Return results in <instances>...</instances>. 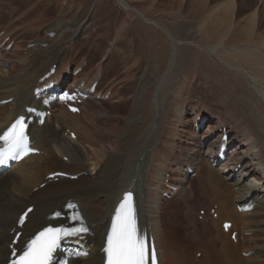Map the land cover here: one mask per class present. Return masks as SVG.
Wrapping results in <instances>:
<instances>
[{
    "label": "bare ground",
    "instance_id": "bare-ground-1",
    "mask_svg": "<svg viewBox=\"0 0 264 264\" xmlns=\"http://www.w3.org/2000/svg\"><path fill=\"white\" fill-rule=\"evenodd\" d=\"M19 1L21 0H0V10L5 9L6 6L8 8L9 3L12 7L13 3L11 2L19 4ZM98 1L102 0H96L90 9L94 8L97 11L96 2ZM113 1L123 10L133 12L136 17L140 18H138L139 20L150 24L146 28H135L133 33L128 32L133 35L131 41L128 40L129 35L124 36L125 31L122 33V37L120 33L117 37L118 39H127L117 42L119 45L117 50L122 48L124 43H127L130 48L128 55L125 56L124 64L120 68L125 66L122 81L134 83V86L130 83V86L134 88L130 98L134 101L131 106L137 104V110L125 118L118 130L113 131L114 137L112 135L108 137L112 134L111 131H108L109 122L104 123L105 126L102 127L105 138L99 137L102 136L100 125L89 118L91 114L86 112L83 105H79V113H70L66 108L56 107L55 104L50 107L51 112L43 124L36 125L35 121L28 123L29 140L40 149V153L14 163L10 169L0 167V264L8 262L9 242L13 234L20 229L17 227V220L26 206L33 204L34 209L28 214L23 224L22 234L17 244L20 250H23L26 242L45 226L71 225L68 217L73 210L67 207L69 203L76 205V210L79 211L85 224L89 227V232L82 234L78 242L76 238L62 241L56 255L68 258L67 264H105L106 256L103 248L106 243L107 231L111 227V217L124 194L128 192H131L134 197L138 227L141 233L147 234L150 247L154 246L157 249V256L161 260V264H185L186 258L183 259V256L187 254L186 250L178 249L177 245L173 246V236L176 231L172 232L168 223V226H165L162 219L164 217L159 218L160 201H164L161 193L165 190V174L176 172L175 169L165 168L164 164L156 159V155H159L160 152L158 146H161L162 142L159 137L164 128L163 119L170 109L174 111L176 125L170 129L172 140L171 145L168 144V146L173 148L176 143L174 139L195 143L199 152L206 147L205 155L211 159L210 164H206L207 167L196 168L195 175L198 180L197 189H200L199 196L203 194L210 197L220 211L219 214L215 211L217 217L212 218V229L205 227L204 232H200L196 230L195 226L191 235L192 239L197 242L203 240L199 243L204 254L201 264H204L208 257L210 258L208 259L209 264H264V0L261 1L259 8L256 9V4H254L252 13L245 14L244 21L248 23H244L241 31L232 21L236 9L234 0H221L220 4L210 7L213 13L214 32L218 37L217 41H219L214 45H195L191 41H182L174 35L173 30L163 27L164 24L161 25V22L158 23L155 19L142 15L139 9L132 7L124 0ZM26 2L27 5H32L34 0H26L25 4ZM104 3L105 6L101 8L100 14L111 9L106 2ZM206 3L207 1L204 0L201 8H204ZM249 3L252 2L249 1ZM23 9L21 12L27 11L24 6ZM5 10L0 16V24L5 25L6 32L4 34L6 35L14 28L12 24L20 20V16L12 9L6 12ZM10 13L14 22L7 15ZM38 13L40 14V12ZM38 13H33V16H38ZM34 19L29 23L33 24ZM44 22L47 23L48 20ZM59 22L62 23V21ZM255 22L258 24L255 25ZM227 23L229 24L227 25ZM80 25L73 23L65 29L67 35L54 36L57 38V41L53 39L56 45H51L49 50L55 55L53 54L54 56L47 61L45 58L48 56L43 54L46 48L39 49V46L43 41L47 42V38L51 37V33L59 26H53L51 20L43 31L47 35L33 37L31 40L33 48L25 52L20 45L15 43L10 51L0 52V133L20 116H24L27 120V117L32 114L27 113L25 108L30 105L41 107L45 90L50 89L54 81L63 80L71 75L68 73L67 42L82 32ZM110 26L112 28V25ZM11 27L13 28L11 29ZM260 27L261 29H259ZM111 28H106V31L108 32ZM20 31L22 32V29ZM257 31L258 33H256ZM59 38L61 43H59ZM139 39L147 40L145 43L147 49ZM232 39L235 40L232 41ZM46 45L48 44L46 43ZM1 47L3 44L0 42ZM178 54H180L178 58L194 55L195 64L200 65V69L204 67L210 69L208 74L209 72L212 74L209 76H213L220 84L218 95L223 94V97H219L221 100L215 96L213 101L225 104L221 105L225 107L228 104L227 99H230L242 112H245L244 116H247L248 120L242 121V118H239V123L238 121L228 123L227 115L212 111L206 107L205 103L185 104V101L192 96V91L188 89L187 83L190 84V82L187 78L184 79V83H186L183 86L174 83L176 78L182 77L181 74H186L188 70L187 60H178ZM146 55L150 60L157 62L156 64L165 65L164 72L161 75H156L158 78L153 82L154 85L148 89L142 82L148 71V62H142ZM52 59L58 61L56 68L41 81L40 78L50 70ZM175 65L177 68L172 71L174 78L169 79V75L172 73L171 68ZM202 72H205L204 69ZM106 75L103 72V79ZM74 80L73 75L71 85H77V81ZM182 87L185 89L181 90ZM81 89L91 95L88 99L95 97L90 92V86H83ZM109 90H106L104 97L109 94ZM165 90L169 95L170 91L173 92V97L170 99L165 97L167 101L162 99ZM187 106H190L188 116H192L189 119L184 117ZM107 115L111 114L105 112L104 116ZM230 115L232 114L230 113ZM154 116H156L157 123L149 127L150 147L148 142V145H139L134 138L136 127L133 124L139 120H148L149 117L151 122ZM158 117H161L162 121ZM105 119L104 121H107L108 116ZM129 124L131 127L127 131ZM183 124L193 126L192 131L187 132L186 136L180 134L183 128L179 126ZM198 127L200 129L206 127L201 136L195 132ZM66 131L68 132L66 133ZM230 131L233 132V135L228 139ZM70 132L75 133L76 137H70ZM95 132L97 135L93 136ZM55 144L57 147L54 146ZM107 144L109 145L106 146ZM92 146L96 147L94 152L90 150V147L93 148ZM242 146L244 148L241 151ZM186 147L184 146V148ZM230 147H233V150L229 151ZM130 148H134V154L129 150ZM118 149H124L129 154L126 157L125 152L120 150L122 153L120 154L117 152ZM64 156L67 161L62 160ZM119 158H126L129 162L121 173H117L120 167ZM140 158L143 167L142 171L138 172L139 169L136 168ZM132 168L136 169V172L131 171ZM55 172L80 175L74 180L63 177H59L57 180L48 178ZM223 174L224 176H222ZM169 175L174 181L175 177L171 173ZM42 183L45 185L41 186ZM170 183L174 184L171 181ZM231 196L235 202L239 203V207L245 206L246 208L242 215L243 220L248 221V225L242 224L247 227L243 231L252 232L250 238L242 237V241H240V235L237 234L235 243H232L233 241L230 239L231 232L237 229L233 214L241 215V211L239 207L232 206ZM191 211L193 208L190 206L182 213H180V207L173 209L174 214L179 212L189 220H191ZM56 212H60L61 215L56 217ZM199 215L198 212L197 216ZM207 215L204 219L207 218ZM251 217L255 219L250 220L253 219ZM168 219L165 220L168 221ZM225 220L232 222V228L228 232L223 231L221 226ZM258 235L259 238L256 240L254 237ZM253 239L256 240L255 242L261 241L262 244L255 247L258 249V256L254 258L241 257L242 252L252 249L250 245H252L251 240ZM165 241L167 242L165 243ZM75 251H83L87 255H70V252Z\"/></svg>",
    "mask_w": 264,
    "mask_h": 264
},
{
    "label": "rangeland",
    "instance_id": "rangeland-1",
    "mask_svg": "<svg viewBox=\"0 0 264 264\" xmlns=\"http://www.w3.org/2000/svg\"><path fill=\"white\" fill-rule=\"evenodd\" d=\"M25 1L26 0L19 1V4L16 2H11L13 3L12 4L14 6V7L12 6L13 8L11 7L10 3H9L8 8L7 6L5 7L6 10L3 8L5 12L7 10L10 11L11 9L14 10L20 16V20L14 22L15 20H13L12 14L11 13L7 14L9 15V17L12 18L11 20L14 22L12 26L14 28L11 27V29L12 28L13 29L10 31V33H7L6 35L4 34L6 32V29L4 27L5 25L0 24V31H1L0 32V42L1 44H3V47L0 48V52L2 53V51H10L13 48V44L15 43L20 45L22 47V50L24 49L25 52L33 48V42H31V40L33 39V37H38L40 35H47L43 31L45 30V28L48 27L49 20H51V23L53 26L55 25H59V26H57V28L54 29V32L51 33V37L47 38L46 40L47 42L43 41L39 46L40 47L39 49H41V47L42 49L46 48L47 53L45 50L43 51V54L48 56L45 58V61H47L55 55L54 53H50L51 51L49 50L51 45H53L54 42L57 41L56 40L57 38H55L54 36H57L59 34L67 35V32L65 31V29L69 28V25L73 23H78V25L81 24L80 26L82 27V32L78 36H75L74 38L72 37L70 41L67 42L68 52H69V59H67L68 67H69L68 73L71 74L67 78L69 81V84H67V86L68 85L72 86L71 80L73 78V75L75 79L79 81L78 84H82V82H86V81L87 83H89V81L91 82L93 81L92 90L95 93H93L92 91L90 92L93 95H95V97L92 99H88L90 96L89 97L87 95L81 96V98L83 99L81 104L86 108V112L88 114L89 113L91 114L89 118L100 125L99 129L101 131L102 136H99V137L105 138V136H103L105 135L104 128L102 127L105 126L104 123H108V122L110 123L108 131L112 132V134H110L108 137H110L111 135L114 137L113 131L118 130V128L123 124V121L125 120V118L130 113H134L135 110H137V104L131 106V103L134 102L130 98V96L132 95V91L134 90V88L130 86V83L132 82L122 81V76L124 75L123 73L125 72V66L120 68L121 65L124 64L125 56L128 55L129 53L128 50L130 48H128L127 43L126 44L124 43L123 44V47L125 45L124 49L122 47L119 50H117L116 48L119 46L117 42L127 40L125 38L118 39L117 37H119V33L121 34L120 36L122 37V33H124L125 31L124 36L127 37V35H129L128 40L131 41V39L133 38V35L128 34V32L133 33V31H135V28H146V27H149L150 24L145 23L142 20H139L140 18L136 17L133 14V12L123 10L120 6L114 3L113 0H102V1L96 2L97 11L94 8L90 9L92 4L96 0H48V1L47 0H34L32 5L28 4L29 6L27 5V2L25 4ZM124 1L130 4L134 8L137 7V9L141 11L142 15L148 16V18L150 19H155L156 21H158V23L161 22L160 23L161 25L164 24L163 27L165 28L168 27L170 28L169 30L171 31L173 30L174 35L182 39V41H185V40H187L188 42L191 41L195 45H202V44L203 45L205 44L214 45L216 44V42L217 43L219 42L217 41L218 37L216 36L214 32L215 30H214V26L212 22L213 13L211 12L210 7L216 6L219 2H221V0H206L207 3L204 8H201L203 7L202 4L204 3V0H154V1L153 0H124ZM152 1H153V4H151ZM249 1H251L252 3H249ZM261 1L263 0H234V2L236 3L235 5L236 9L234 10L235 13L233 14L232 21H234L233 23L238 26V29H240V31L242 30L241 27L244 25V23H248L244 20L246 19V15L252 13V11L254 10V8L252 9V7H254L253 5L256 4L255 6L257 9L260 7ZM104 2H106L107 6H109L111 9L107 10L106 12H103L104 14L103 13L100 14L101 8L105 6ZM23 6L26 7L25 10L27 11L21 12V10H24ZM3 9L0 10V16L3 14V11H4ZM38 12H40V14ZM33 13H38L39 15L33 16ZM25 14L27 15L25 16ZM32 19H34L35 23L33 22V24H30L29 22ZM46 20H48L47 23L44 22ZM59 21H62V23H60ZM256 23L258 24V22H255V25ZM18 24L21 26H19ZM27 24L30 26H28ZM228 24L229 23H227V25ZM31 25H33L34 28ZM110 25H112V28ZM106 28L107 29L111 28L112 31L109 30L107 32ZM21 29H22V32L20 31ZM259 29H261V27ZM116 31L118 32L116 33ZM258 31L256 33H258ZM4 37H7V39H4ZM11 38L13 39L12 41H11ZM53 39L55 41H53ZM233 40L235 39H232V41ZM139 41L142 43L144 48L147 49V47L145 46V43L147 42V40L139 39ZM61 42L62 41L59 38V43ZM228 42L230 43V41ZM46 43L48 45H46ZM35 52H37V50H35ZM48 52H49V55H48ZM150 55H153V54H150ZM179 55L180 54L177 55V58ZM178 60H183V61L187 60L186 67H188V70L186 71V74H183V73L181 74L182 77L176 78V81L174 83L176 85L183 86L186 83V82L184 83L185 81L184 79L187 78V80H189L190 82V84L187 83V86L189 85L188 89L189 90L191 89L190 91H192V96L189 97V99L185 101V104L192 105V104H201V103L204 104L205 103L206 107L210 108L212 111H215L218 113L222 112V115H227L228 123L229 122L234 123V121H238L239 123L240 122L239 118H242V121L248 120V117L244 116L245 112H242L241 109L237 107L236 105H234L235 103L231 101L230 99L226 98L228 101V104L225 107L221 106L225 104H220V103H216L213 101L215 96L216 97L218 96L217 98L223 97V94L221 93L220 94L222 96L220 94L218 95L219 93L218 89H219L220 84L217 83V80L213 76H209V74L210 75L212 74V72H209L208 74V71L210 69H206L204 67L203 69L205 72H202L203 69H200V65L195 64L196 59L194 55L187 56V57L183 56L182 58H178ZM52 61H53L52 65L58 64L57 63L58 61L56 62V60L54 59H52ZM142 62H148V71L142 80L144 87L148 89L151 85H154L153 82L156 81V79L158 78L156 75L157 74L161 75L164 72L165 65L156 64L157 62L150 60V58L147 55L142 59ZM130 65H132V63H130ZM176 68H177L176 65L172 66L171 72L175 71ZM103 72L107 74L106 77H104V79L102 76ZM173 73L174 72H172L171 75H169L170 77L169 79L173 77ZM137 82H138V78H137ZM171 82L173 83L172 80ZM133 84L134 83H132V85ZM107 89H110L109 94H107L106 97H104ZM184 89L185 87L181 88V90H184ZM169 93L170 95L171 94L172 95L170 96L168 92L166 91L162 99L167 101L165 97H168V99L173 97V92L170 91ZM201 97L203 98L201 99ZM61 106L63 105L61 104L56 105V107H61ZM189 111H190V106H187L186 111L184 113L185 119H189L190 117H192L191 115L188 116ZM105 112L111 114V115H107L108 116L107 121H104L106 120L105 118L107 117V116H104ZM230 113L232 115H230ZM158 118L160 121H162L161 117H158ZM149 122H150V117L148 120H143V121L139 120L133 124L136 127V129H134L135 131L134 138L135 140H137L139 145H148L149 143V147H150L151 140H150V134H149V130H150L149 127L157 123L156 116L153 117L150 123ZM209 123L211 124L212 122H209ZM209 123L208 125H210ZM163 125H164V128L159 137L162 141L161 146H158V148L160 147V152H159V155H156V159L160 160L164 164L165 168L168 167L169 169H175L176 172L175 173L172 172V175L174 177L176 176L174 178L175 180L174 181L172 179L170 180L174 182V184L180 186V192L176 194L175 196H173L171 199H168L166 201H162V200L160 201L161 210L159 213V218L161 219L162 217H164L162 219H163V223L165 224V226H168L169 224L172 228V232L176 231L175 235L173 236V246L177 245L178 249L182 248L186 250L187 254L183 256V259L186 258L185 264H188V263L189 264H201L202 261L204 260V254H203V250L199 246V243L202 242L203 240L201 239L197 242L196 240L192 239L191 235L194 231L195 226L197 227L196 230H199L200 232H204L203 230L205 227L212 229L213 228L211 224L212 215L208 210L210 208L214 209L216 207V212L218 214L220 213V211H218V206L214 203L213 200H211L210 197L204 196L203 194L199 196L200 189H197L198 180L196 179L195 175H196V168L202 169V168H205L203 166L207 167L206 164L207 163L210 164L211 159L209 156L205 155L206 147L202 148L201 151L199 152L197 147L195 146V143L192 144V143L184 142L183 140L177 141V139H174V142L176 143L173 146V148H171V146L170 147L168 146V144L171 145V140H172V136L170 135L171 134L170 129L176 125L173 109L172 110L170 109L166 117L163 119ZM130 127H131V124L128 125L127 131ZM179 127L183 128L182 132L180 133V134H184L183 136H186L187 132L190 133L193 128V126H188L187 124L180 125ZM205 130H206V127H204L203 129H200L198 127L195 129V132L197 135L201 136L203 134V131ZM96 135H97L96 132L93 133V136H96ZM232 135H233V132L230 131V135L228 139L231 138ZM183 136H181V138ZM108 145L109 144H107L106 146ZM54 146L57 147V144H55ZM184 146H187V147L184 148ZM92 147L93 148L90 147V150L94 152L93 150L96 149V147L94 146ZM137 147H134V148H137ZM86 148H89V146H86ZM243 148L244 146H242L240 150L242 151ZM133 149L130 148L129 150L133 153ZM118 150L117 152H119L120 154H122L121 151H124L126 157L129 154V152H127L124 149H120L121 151L120 150L118 151ZM226 150H227V147H226ZM228 150L229 151L233 150V147H230ZM138 153H135V154H138ZM62 160L67 161V158L64 156ZM126 161H127L126 158H119L118 163L120 167L117 173H121L122 171L125 170V167L129 163L128 161L127 162ZM137 166L138 167L136 169L137 170L139 169L138 172H141L142 167H143L141 158L139 159ZM189 168L193 170L189 171ZM136 169L132 168L131 171L133 170L134 172H136ZM178 171H180L181 173H179ZM169 173L171 172H167L165 174V178L168 176ZM222 176H224V174ZM230 199H231L232 206L239 207V203L235 202L232 199V196L230 197ZM189 206L190 208H193V211L190 212L191 220L183 217L182 214H180L182 212H185ZM175 207L176 208L180 207V213L179 212H175V214L173 213V209ZM203 211L206 212V214H208L206 219L201 217V214ZM198 212L200 213V216H197ZM233 216L236 219V225H237L236 231H237V234L240 235V241L243 240L242 237L250 238L252 236V232L243 231V229H246L247 227L243 226L242 224L248 225V221L243 220L242 212H241V215H237L234 213ZM167 218H169L168 221L165 220ZM177 218H180V219H177ZM251 218L253 219H250V220L255 219L254 217H251ZM257 220H261V219H257ZM254 238L257 240L259 238V235ZM256 240L254 239L251 240L252 245L250 246L252 247L250 248L252 249L250 251L242 252L240 254L241 257L254 258L258 256L257 255L258 249L255 247L256 245L261 246L262 244H261V241L259 240L258 242H255ZM166 242L167 241H165V243ZM232 243H235V241ZM208 259L210 258L208 257L204 264H209ZM159 261L161 264L160 259Z\"/></svg>",
    "mask_w": 264,
    "mask_h": 264
},
{
    "label": "snow or ice",
    "instance_id": "snow-or-ice-1",
    "mask_svg": "<svg viewBox=\"0 0 264 264\" xmlns=\"http://www.w3.org/2000/svg\"><path fill=\"white\" fill-rule=\"evenodd\" d=\"M66 96L67 94L61 99H65ZM67 98L74 99V97ZM26 128V119L24 116H20L0 133V165H6L9 160L20 159L34 151L30 147ZM67 207L73 210L68 217L73 223L57 227L49 225L36 232L26 242L22 252L18 254L13 250V259L10 264H52L53 253L60 248L62 241L76 238L78 242L82 234L88 233L89 227L85 224L79 211L76 210V205L69 203ZM28 212H31V209ZM27 214L20 216L19 223L21 225L24 224ZM60 215V212L55 213L56 217ZM225 227L227 228L228 225ZM103 252L106 256L105 264H157L155 248H150L147 234L141 233L138 227L131 193H125L115 208L111 217V227L106 234ZM70 255L81 256L87 255V253L75 251L70 252ZM62 264H67V261H63Z\"/></svg>",
    "mask_w": 264,
    "mask_h": 264
},
{
    "label": "crops",
    "instance_id": "crops-1",
    "mask_svg": "<svg viewBox=\"0 0 264 264\" xmlns=\"http://www.w3.org/2000/svg\"><path fill=\"white\" fill-rule=\"evenodd\" d=\"M137 8V7H136Z\"/></svg>",
    "mask_w": 264,
    "mask_h": 264
}]
</instances>
